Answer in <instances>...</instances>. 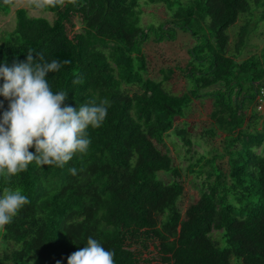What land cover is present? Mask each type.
Instances as JSON below:
<instances>
[{
    "label": "trees",
    "instance_id": "16d2710c",
    "mask_svg": "<svg viewBox=\"0 0 264 264\" xmlns=\"http://www.w3.org/2000/svg\"><path fill=\"white\" fill-rule=\"evenodd\" d=\"M19 1L0 0V14L8 16ZM142 1L32 3L34 11L52 14L53 22L19 8L15 28L1 37L0 65L26 61L30 51L69 61L47 74L53 92L65 91V104L76 109L91 99L109 105L103 125L87 130V153L75 154L62 168L33 161L16 176H0V195L5 187H19L30 200L0 232L2 242L14 246L0 253V264H68L89 237L115 252V264H264V154L257 152L264 128H256L264 113L257 110L264 48L240 61L250 23L241 28L234 53L228 33L255 9L262 8L264 20V0H145L172 12L148 27L140 26ZM185 28L195 43L187 65L164 68L162 80L150 78L143 45L175 41ZM175 73L191 89L169 92L166 83ZM124 86L139 91L130 94ZM207 98L213 110L202 135L223 137V153L195 151L197 162L188 170L201 179V193L183 211L185 180L166 138L172 132L192 154L187 119L195 101ZM8 103L0 95V119ZM225 158L226 165L217 162Z\"/></svg>",
    "mask_w": 264,
    "mask_h": 264
},
{
    "label": "clouds",
    "instance_id": "9594fccd",
    "mask_svg": "<svg viewBox=\"0 0 264 264\" xmlns=\"http://www.w3.org/2000/svg\"><path fill=\"white\" fill-rule=\"evenodd\" d=\"M11 4L12 0H5ZM37 7L63 6L65 0H31ZM75 3V0H71ZM69 61L47 60L43 52L30 51L26 61L11 67L0 65L4 83L0 95L8 109L0 119V176H16L35 161L37 166L64 167L77 153L85 154L91 145L88 128H99L108 115L107 99H91L73 108L66 105L65 91L53 92L48 73H55ZM79 79L73 83H80ZM35 148V153L31 148ZM69 171L75 175L76 169ZM30 203L21 188L5 187L0 195V229L10 224ZM115 252L105 249L92 237L87 245L68 257V264H115Z\"/></svg>",
    "mask_w": 264,
    "mask_h": 264
},
{
    "label": "rangeland",
    "instance_id": "374dc122",
    "mask_svg": "<svg viewBox=\"0 0 264 264\" xmlns=\"http://www.w3.org/2000/svg\"><path fill=\"white\" fill-rule=\"evenodd\" d=\"M31 0H21L13 8L11 13L4 17L0 14V44L6 42L5 39L2 40V36L6 37L7 32H11L15 28V12L19 8H25L29 11V16L31 17H42L53 22L52 14L48 12L34 11ZM35 4V3H34ZM142 6V19L141 27L148 26H159L165 21L169 20L172 16V12L168 10L165 5H151L145 0L141 2ZM261 9H255L252 14L241 15L239 20L235 25H233L228 33L231 36L229 52L234 53L235 44L238 40V34L243 26L247 22L250 23L249 30L250 40L248 46L242 56L240 61L248 58L254 53L260 52L264 48V20H261ZM6 33V34H5ZM5 34V35H4ZM191 33L187 32V28L179 30V35L177 40L172 42L156 43L154 41H149L143 45V52L146 56L147 63V75L150 78L156 80L164 79V74L162 70L168 67L174 66H186L190 60L188 54L189 49L194 45ZM192 84L188 79L183 78L178 73H175L171 79L166 83V89L172 94H183L189 89H191ZM124 89L133 94L138 92L137 87L124 86ZM216 88L208 90L209 92L214 91ZM213 110V101L209 98L203 100L195 101L192 109L190 111V117L187 119L188 123L192 129V139L194 142V152L188 154L186 148L184 147L180 138L176 137L172 132L166 138V146L171 156L173 157L175 164L182 169V173L185 180V198L181 201L180 205L183 211L200 196L201 193V179L196 178L195 174L189 172V165L197 162V157L195 156V151L199 155H207L217 152L223 153V137H216L213 139L203 137V132L208 129L211 122L210 115ZM262 119L256 124V128L262 131L264 128V113L260 114ZM185 121H179L176 124L180 127L184 126ZM251 132H254L252 129ZM258 153L264 154V145L257 150ZM228 158L218 160L217 162L221 165H226ZM160 178L166 182L172 180L170 175L160 173ZM2 229H0V232ZM213 237L216 240L221 239V234L218 231L213 232ZM14 246L7 245L2 242L0 238V253L3 254L5 250H10Z\"/></svg>",
    "mask_w": 264,
    "mask_h": 264
},
{
    "label": "built area",
    "instance_id": "2783aa9c",
    "mask_svg": "<svg viewBox=\"0 0 264 264\" xmlns=\"http://www.w3.org/2000/svg\"><path fill=\"white\" fill-rule=\"evenodd\" d=\"M257 110L264 112V86H260L257 94Z\"/></svg>",
    "mask_w": 264,
    "mask_h": 264
}]
</instances>
